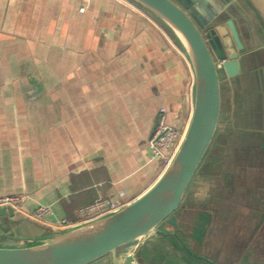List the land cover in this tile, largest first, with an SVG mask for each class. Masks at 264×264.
<instances>
[{
    "label": "crops",
    "instance_id": "0c3cea01",
    "mask_svg": "<svg viewBox=\"0 0 264 264\" xmlns=\"http://www.w3.org/2000/svg\"><path fill=\"white\" fill-rule=\"evenodd\" d=\"M193 85L176 36L129 0H0V196L24 195L26 212L52 208L0 246L53 235L99 198L143 194L164 171L148 146L160 109L185 133ZM171 238L151 235L140 249L156 264H186Z\"/></svg>",
    "mask_w": 264,
    "mask_h": 264
},
{
    "label": "water",
    "instance_id": "95a60500",
    "mask_svg": "<svg viewBox=\"0 0 264 264\" xmlns=\"http://www.w3.org/2000/svg\"><path fill=\"white\" fill-rule=\"evenodd\" d=\"M129 1L167 26L190 59L193 111L183 140L162 175L136 199L95 220L56 228L53 235L38 242L0 246V264H147L148 260L156 264L152 251L140 246L151 235L178 236L176 213L219 132L223 111L220 71L228 78L237 77L242 73L241 61L247 49H254H250L254 58L260 56L259 49L264 50V0H213L219 12L213 16L218 18L212 27H208L212 20L195 9V0ZM214 5L208 7V13ZM248 28L255 42H249ZM253 147L257 150V145ZM22 219L30 218L12 207H0V236L14 234L12 227ZM132 245L136 248L128 253L126 248ZM183 260L189 264L190 257Z\"/></svg>",
    "mask_w": 264,
    "mask_h": 264
},
{
    "label": "rangeland",
    "instance_id": "374dc122",
    "mask_svg": "<svg viewBox=\"0 0 264 264\" xmlns=\"http://www.w3.org/2000/svg\"><path fill=\"white\" fill-rule=\"evenodd\" d=\"M205 1L214 5L213 0ZM218 8L215 3L213 12ZM250 49L241 62L249 72L257 71L252 76L245 71L233 79L220 71L219 132L176 213L182 229L169 241L178 246L179 239L195 253L235 264H264V50L254 58ZM235 139L242 143L238 146ZM248 162L253 166L248 168ZM207 210L212 211L211 218ZM185 256L190 257L189 264H205L194 253ZM176 261L182 262L180 253Z\"/></svg>",
    "mask_w": 264,
    "mask_h": 264
},
{
    "label": "built area",
    "instance_id": "2783aa9c",
    "mask_svg": "<svg viewBox=\"0 0 264 264\" xmlns=\"http://www.w3.org/2000/svg\"><path fill=\"white\" fill-rule=\"evenodd\" d=\"M184 132L169 124L166 116L165 108L160 109L158 123L155 126L153 134L151 135L148 146L151 157L158 161L165 170L172 162L182 140ZM26 197L24 195H3L0 196V207H12L21 214L26 215L36 222H44L46 218L52 213L50 205H38L30 212H26L23 208ZM125 202H112L108 198H99L98 200L82 206L78 210V220L71 222L63 219L58 222L56 228L63 229L85 222L95 220L105 214L111 213L124 206Z\"/></svg>",
    "mask_w": 264,
    "mask_h": 264
},
{
    "label": "flooded vegetation",
    "instance_id": "af4514ba",
    "mask_svg": "<svg viewBox=\"0 0 264 264\" xmlns=\"http://www.w3.org/2000/svg\"><path fill=\"white\" fill-rule=\"evenodd\" d=\"M194 1V0H193ZM195 2H197V4H198V6H197V4H195V9H197V8H200L198 11H202L203 12V14L206 16V18L210 21V19L212 20L211 21V23H209V25H208V27H212V26H215V24H217V23H215V22H217V18L218 17H213V16H215V14L217 13V12H219V8L218 9H215L214 10V13H213V11H212V13L210 12V13H208V6H210V2L208 3L207 1H205V0H195ZM210 7H212V6H210ZM203 9V10H202ZM212 10H213V8H212ZM209 15H211L210 17H209ZM248 32H249V38H248V36H247V38L248 39H251V41H249V42H255V40H254V35H253V32H252V30L251 29H249L248 28ZM236 140V142L235 143H237V145L239 146V144H241L242 143V140L241 141H239V140H237V139H235ZM224 139H222V146H223V144H224ZM220 147V148H222V149H224L225 148V146H223V147ZM221 149V150H222ZM239 149V148H238ZM250 152V150H247V152ZM230 153H231V151H230ZM240 160V159H239ZM251 162H248L247 164H245V165H247L248 166V168H249V166L251 165V166H253L252 164H250ZM238 165H237V167L240 165V163H237ZM257 165H259L260 166V164H257ZM227 175V173L225 174V176ZM211 208H213L214 209V211L215 212H218V208L215 206H212ZM210 208V209H211ZM206 216L208 217V218H211V216H212V211H209V210H207V214H206ZM176 217H177V221H178V227H179V230H178V232H180V230L182 229L181 227H180V224H179V218L180 217H178V215H176ZM263 221H264V219H263ZM164 227L165 228H170L171 229V226H169V225H167V224H164ZM191 239V238H190ZM192 240V239H191ZM178 241H179V239H178ZM188 248V249H187ZM186 250H187V252H189V254L190 253H194V256L197 258V259H200V262L201 261H204V263L205 264H216V263H220V264H235L234 262L233 263H225V262H223V261H221L220 259H215V258H212V257H209V256H206L205 254L203 255V254H198V253H195L193 250H192V247L191 246H189L188 244H186ZM190 250V251H189Z\"/></svg>",
    "mask_w": 264,
    "mask_h": 264
}]
</instances>
